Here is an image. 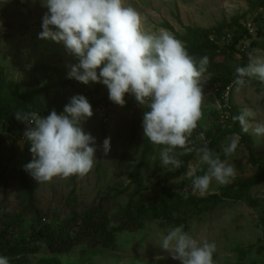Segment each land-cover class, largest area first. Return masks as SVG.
Segmentation results:
<instances>
[{
    "label": "rangeland",
    "instance_id": "1",
    "mask_svg": "<svg viewBox=\"0 0 264 264\" xmlns=\"http://www.w3.org/2000/svg\"><path fill=\"white\" fill-rule=\"evenodd\" d=\"M43 2L0 0V111L14 118L17 111L34 109L46 117L75 95L85 96L90 104L109 98L102 83L85 85L67 78L69 66L79 60L63 42L39 38L47 12ZM124 2L140 12L145 31L166 29L183 42L190 55L207 56V80L217 74H235L240 66L226 48L231 29L242 28L249 34L238 47L246 52L248 62L250 55H264V37L259 35L264 33V0ZM203 95L202 117L191 139L196 147L207 142L221 160L236 169L235 178L227 185L213 180L206 194L194 195L192 180L186 175L189 165L196 167V175H202L207 165L198 166L193 152L180 157L183 163L178 169L163 166V146L151 143L143 132L146 108L126 94L123 107L111 105L112 115L107 121L96 115L83 123L84 131L96 138L98 150L93 169L82 177H56L38 184L24 169L32 159L30 144L26 146V140L21 139L26 128L14 137L0 125V221L27 218L35 209L41 215L64 218L70 210L81 213L99 204L107 207L109 217L125 213L117 217L122 223L125 215L133 218L138 212H154L155 220L143 230L114 231L105 245L77 247L54 259L59 264H180L160 245L171 228L184 225L198 241L216 243L214 264H264V182L252 184L260 171L249 164L241 143L232 156L223 153L234 134L228 110L238 115L245 108L251 109L256 113L251 121L255 125L264 120V92L251 83L237 92L232 83L224 106L216 98L215 86L203 90ZM245 135L257 157L264 160V136ZM105 138H110L107 154L100 147ZM227 189L230 195L223 198ZM202 199L210 202L201 204ZM115 226L112 223L107 230ZM19 258L27 264L43 260L41 254L22 258L20 254L13 260Z\"/></svg>",
    "mask_w": 264,
    "mask_h": 264
},
{
    "label": "clouds",
    "instance_id": "2",
    "mask_svg": "<svg viewBox=\"0 0 264 264\" xmlns=\"http://www.w3.org/2000/svg\"><path fill=\"white\" fill-rule=\"evenodd\" d=\"M43 5L47 12L42 17L39 38L63 42L79 60L69 66L68 79L85 85L102 83L109 100L121 107L126 94L134 96L146 108L142 119L145 137L163 146V166L178 169L183 163L180 157L193 152L198 166L207 165L202 175H196V167L189 165L186 175L192 180L194 195L206 194L213 180L227 185L235 178L236 169L221 160L207 142L196 147L191 139L202 117L207 56L190 55L183 42L166 29L145 31L140 12L126 6L124 0H44ZM234 71L232 83L237 92L252 80L264 88V55H250L249 62ZM93 114L92 105L83 95L73 96L59 114L54 109L46 117L36 111L14 114L26 125L24 139L32 154L24 169L38 184L56 177H82L93 169L98 146L96 138L83 128ZM255 118L256 113L245 108L232 120L239 122L242 133L264 136V120L253 125ZM240 140V133H234L223 148L224 155L232 156ZM100 147L107 154L110 138H105ZM160 246L180 264H214L216 243L198 241L184 230V225L171 228ZM0 264H9V258L0 255Z\"/></svg>",
    "mask_w": 264,
    "mask_h": 264
},
{
    "label": "trees",
    "instance_id": "3",
    "mask_svg": "<svg viewBox=\"0 0 264 264\" xmlns=\"http://www.w3.org/2000/svg\"><path fill=\"white\" fill-rule=\"evenodd\" d=\"M259 35L264 37V33L260 32ZM247 38H249V34L246 30L236 28L230 30L226 39L227 51L238 59L240 66L248 63L246 52L240 51L238 48L242 40ZM234 79L235 74L222 73L214 75L203 85V90L218 86L219 90L216 98L220 105L224 106L223 94L231 86ZM251 84L257 90L264 92V88H262L258 81L252 80ZM66 104L68 103H62L54 110L59 114L63 111ZM113 104L109 98H103L101 101L91 103L92 107ZM28 111H36L41 116H44L40 111L35 109ZM228 113L230 121L233 123V133H240L241 135L240 143L248 154L249 164L260 171V174L252 179V184L264 182V160L257 157L249 138L241 132L238 122L232 120V117L237 115V113L233 110H228ZM0 125L7 130L9 135L15 137L20 136L24 123L0 111ZM13 144L15 145V143ZM28 145L29 143L26 141V146ZM25 185H27L26 182ZM230 192V189H227L223 198H228ZM199 202L208 205L210 199H202ZM197 205L198 203L195 206ZM107 211L105 205L99 204L97 207H90L89 210L81 213L76 209L70 210L66 217L56 219V217L52 218L48 214L46 216L41 215L40 211L35 209L27 218L25 216L21 218L17 216L15 220L13 219L8 223L1 220L0 255L7 256L9 264H27L20 258L18 261L13 260V257L20 254L21 258L26 254H41L43 260L39 264H59L54 259V256L66 253L77 247H98L105 245L110 240V236L114 231L134 233L143 230L146 224L155 220L156 217L154 212H138L133 218L125 215L127 217L126 221L122 223L121 220L120 222L117 220V217L121 215L123 217L125 213L116 212L112 217H109L110 215H108ZM112 223H115V229L112 231L107 230L108 225Z\"/></svg>",
    "mask_w": 264,
    "mask_h": 264
},
{
    "label": "built area",
    "instance_id": "4",
    "mask_svg": "<svg viewBox=\"0 0 264 264\" xmlns=\"http://www.w3.org/2000/svg\"><path fill=\"white\" fill-rule=\"evenodd\" d=\"M215 87H216V91L218 93L219 87L218 86H215ZM228 90H229V87L225 90V93L223 94L224 102H225V97L224 96L226 94V91H228ZM92 109H93V113H94L93 116L94 117H96V115H98L100 120L107 121V119H109L111 117V115H112L111 112L113 110V107L111 105H109V106H101V107L96 106V107H92ZM22 128H26V125L24 124L22 126ZM21 139L22 140L24 139V133L21 134Z\"/></svg>",
    "mask_w": 264,
    "mask_h": 264
}]
</instances>
